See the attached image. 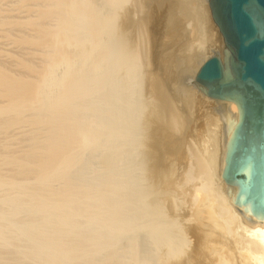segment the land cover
Instances as JSON below:
<instances>
[{
    "label": "bare ground",
    "instance_id": "1",
    "mask_svg": "<svg viewBox=\"0 0 264 264\" xmlns=\"http://www.w3.org/2000/svg\"><path fill=\"white\" fill-rule=\"evenodd\" d=\"M199 1L174 3L194 48L213 36ZM127 2L0 0V264H264V221L232 203L237 187L221 177L237 108L207 97L188 61L173 66L193 70L210 103L206 135L179 139L180 164L153 158L152 124L175 128L179 116L158 76L141 86L147 40L128 45L117 22ZM146 14L134 23L152 28V50L159 25ZM224 47L210 58L228 67Z\"/></svg>",
    "mask_w": 264,
    "mask_h": 264
},
{
    "label": "water",
    "instance_id": "2",
    "mask_svg": "<svg viewBox=\"0 0 264 264\" xmlns=\"http://www.w3.org/2000/svg\"><path fill=\"white\" fill-rule=\"evenodd\" d=\"M208 9L228 50L229 66L212 56L195 82L207 97L237 108L221 177L237 187L232 203L264 221V0H208Z\"/></svg>",
    "mask_w": 264,
    "mask_h": 264
},
{
    "label": "rangeland",
    "instance_id": "3",
    "mask_svg": "<svg viewBox=\"0 0 264 264\" xmlns=\"http://www.w3.org/2000/svg\"><path fill=\"white\" fill-rule=\"evenodd\" d=\"M131 1V2H130ZM137 1H139V2H137ZM199 1V0H198ZM152 2L154 3V7H153V5H152ZM161 2V3H160ZM172 2V3H171ZM200 2V1H199ZM128 3H130V4H128ZM174 3H176V0H129V2H127L125 5L126 6H124L123 7V11H120L119 13H121V15L119 16V18H118V24L120 25L119 27H120V29L122 30H124V33H125V36L127 37V40H129V41H127L128 43H130V44H128V45H130V47H132L133 49H135V47L136 48H138L137 47V44L139 45V42H142V41H140V40H142L143 38H145V40H147V44H146V47L144 48V49H147V50H141L140 48V52H138V57L140 56L141 58H139L140 60H142L143 58H144V56L146 55L147 57H145V59L148 61H145V62H147V63H145L144 62V64H142L141 65V67L139 68V71H140V73L141 74H143L144 76L146 75V74H149V72H150V74H153V75H155L157 78H160L159 80H161L160 81V83H161V85H163L164 87H165V91H166V94H167V97L170 99V101L172 102V104H174L175 105V107H174V110H176V114H178V116L180 117H178L177 119H178V121H177V125L175 126V128L173 127V126H168V128H169V130L167 129V126H166V123L165 124H163V126L164 127H166V128H162L163 126H162V122H158L157 121V124L158 123H161V124H156V122H155V124H154V126H156V129H155V127L153 126V124H152V128L153 129H151L150 128V131L152 132V131H154V133H155V136L153 137L152 136V138H153V140L155 141V139H156V141H158V142H154L153 140V143H156V144H158V146L160 147H158L157 148V150L159 151H157V150H153L155 147H157V145L155 146L154 144H152V142H151V140L150 141H148V144L149 143H151V144H149L150 146L151 145H154V146H152V150L154 151V152H152V155L154 154V159H155V161L157 162L158 160H160L159 158H160V156H161V159L162 160H165V158L167 159V158H171V159H174L178 164H180L181 163V159H180V161L178 160L179 158H180V153H178L179 151H178V149L177 148H175V147H179V146H181L182 144H181V141H182V143H184V146H185V142H184V140H189L190 138L192 139V140H195L196 142H197V144L199 145V144H201L200 142H203V141H201V139H204L203 137H205V135H206V132H207V128H208V125H209V120H207L209 117H211V115H213V113H212V109H211V106H210V103L208 102L207 103V100H205L204 99V97H203V95L200 93L199 94V91H198V89L196 88V86H194L195 84H194V72H193V70L191 71V70H183L182 72H181V70L179 71L178 69L180 68L178 65L180 64V66H182L181 68H183V67H185V64H186V62L188 61L189 62V68H191L192 66V68L193 69H199L198 67H199V65L201 64V63H203V61L205 60H207L208 58H210V56L212 55V52L213 51H220L221 50V48L222 47H224L225 45H223V39H221L222 37H218V34H219V32L216 30V28H214L215 27V24L212 22V20H211V17H210V13L208 12L209 11V9H208V0H201V6L203 7V5H204V7L203 8H205L206 10H207V13L209 14V17H210V31H211V34L213 35V36H211V41L210 40H208V42L210 43V44H212V45H210V44H207V41H205L203 44H204V46L202 45V46H200V47H202V49H199L200 47H198V48H194V44L193 43H196V41H195V39L193 38V36H190L189 34H187L186 32L187 31H190V25L187 27V25L185 24V23H183L182 22V20L181 19H178V18H180L179 16H178V13H177V11L175 10V4ZM135 4H136V6H135ZM138 4V5H137ZM141 4V5H140ZM155 4H156V9H154L155 8ZM172 4H173V6H172ZM140 5V6H139ZM149 5L151 6L152 5V7L153 8H151L150 7V9H152V10H149ZM158 5V6H157ZM165 5V6H164ZM169 6H171V7H169ZM140 7V8H139ZM148 7V8H147ZM167 7H169V8H167ZM138 8V9H137ZM146 8L148 9V11H149V13H154L153 14V21H154V19L157 17V19H156V22H157V24L159 25V29H157V34H156V38L154 39V41H156L155 43H154V45L152 46V48L153 49H155L156 48V50L158 51H156V50H153L152 48V50H149V48L151 47V45H150V42H148V40L150 41L151 39L149 38L148 39V37H151L150 36V32H151V30H152V28H151V26H152V22L151 21H147V22H145V23H147L149 26H148V28H149V30H150V28H151V30H150V32L148 31V29L146 30V27H147V25L145 26V25H143V27L145 28L144 29V32H142L141 30L143 29V27L141 28V29H137L136 30V28H135V15L140 19V18H142V17H145V14L146 13H148V11H146ZM153 9H154V11H153ZM159 9H160V11H159ZM164 9V10H163ZM173 10V11H171V10ZM156 10V11H155ZM161 10L163 11V12H161ZM151 11V12H150ZM168 11V12H167ZM142 12V13H141ZM156 12V13H155ZM158 12H160L162 15H164V16H162L160 13H158ZM167 12V13H166ZM171 12L174 14H172V16H171ZM136 13V14H135ZM138 13L140 14L139 16H138ZM177 13V14H176ZM15 14H18V13H15ZM170 15L171 16V18H170V16H168V15ZM147 15V14H146ZM156 15V16H155ZM160 16V17H159ZM168 16V17H167ZM176 18H175V17ZM161 17H163V18H161ZM164 17H167V18H164ZM159 18H161V19H159ZM132 19V20H131ZM164 19H167V21H165ZM175 19V20H174ZM177 19V20H176ZM158 20H161V22L164 20L165 22L162 24L160 21H158ZM171 20H173V21H171ZM179 20V21H178ZM129 21V22H128ZM160 22V23H159ZM155 23V22H154ZM151 24V25H150ZM160 24H162V25H160ZM166 26H165V25ZM167 24H169V25H167ZM175 24V25H174ZM180 24H182V25H180ZM157 25V26H158ZM165 27H164V26ZM171 25H173L174 27H172ZM177 25H178V27H177ZM184 25H186V26H184ZM160 26H162V28L160 27ZM167 26H169V27H167ZM182 26V27H181ZM209 26V25H208ZM186 27V28H185ZM164 28V29H163ZM172 28L174 29V30H172ZM176 28V29H175ZM181 28V29H180ZM182 28H184V30L182 29ZM160 29H163V30H161L160 31ZM188 29V30H187ZM122 30V31H123ZM128 30V31H127ZM137 32H136V31ZM170 30H171V32H170ZM180 30H181V32H180ZM215 30H216V32H215ZM126 31V32H125ZM141 31L142 32V34H141V32H140V35L141 36H139V32ZM146 31L148 32V33H146ZM172 31H173V33H172ZM136 32V33H135ZM176 32V33H175ZM212 32H214V33H212ZM218 32V33H217ZM185 33V34H184ZM215 33H217V34H215ZM127 34V35H126ZM131 34V36H129ZM136 34V35H135ZM159 34H161V35H159ZM178 34V35H177ZM144 35V36H143ZM149 35V36H148ZM182 35V36H181ZM184 35V36H183ZM143 36V37H142ZM172 36V37H171ZM178 36V37H177ZM219 36H221L220 34H219ZM126 37H125V39H126ZM128 37H129V39H128ZM137 37V38H136ZM140 37H142V39H140ZM158 37V38H157ZM176 37V38H175ZM182 37H184V38H182ZM186 37H188V38H186ZM190 38V39H189ZM132 39V40H131ZM183 39V40H182ZM185 39V40H184ZM137 40V43L135 44V41ZM180 40V41H179ZM188 40V41H187ZM189 40H191L192 42H190ZM185 41V42H184ZM133 42V43H132ZM160 42V43H159ZM180 42V43H179ZM192 44V45H189L190 43ZM149 43V44H148ZM132 44V45H131ZM134 44V45H133ZM183 44H185V45H188L187 47L185 46H183V47H181ZM197 44V43H196ZM207 45V46H206ZM208 45H210V46H208ZM134 46V47H133ZM156 46V47H155ZM159 46V47H158ZM192 47L190 50H188L189 49V47ZM197 46V45H196ZM129 46L127 47L128 48V50H129V48H130ZM206 47L208 48H212V49H206ZM184 48V49H183ZM225 49H226V47H224ZM194 51H193V50ZM128 50H125V51H128ZM137 50V51H138ZM199 50V51H198ZM211 50V51H210ZM145 51V52H144ZM146 51H147V54H146ZM151 51H153L152 53H150ZM155 51V52H154ZM196 51H197V54L198 55H196L195 53H196ZM143 52V53H142ZM202 52V53H201ZM145 53V54H144ZM154 53V55L152 56V54ZM192 53V54H191ZM195 54V56H196V58H195V56H194V54ZM199 53H201V55H199ZM121 54H124V52L123 53H121ZM121 54L119 55V56H121ZM148 54H150V55H148ZM155 54H156V56H155ZM188 55H190L191 57L189 58V56ZM118 56V57H119ZM117 57V58H118ZM185 57V58H184ZM188 57V58H187ZM192 57H193V59L194 60H191L192 59ZM197 57H198V59H197ZM200 57V58H199ZM120 58H122V56L120 57ZM156 58V59H155ZM182 58H184L185 60H183ZM138 59V60H139ZM154 59H155V61H154ZM169 60V61H168ZM151 61V62H150ZM181 61V62H180ZM182 61H183V64H182ZM195 61H197L196 63L197 64H195L194 65V62ZM135 63H137V61H134ZM143 62V61H142ZM155 64H154V63ZM175 62H177V63H179L178 65H177V68H176V65L175 66H173L174 65V63ZM190 62H192V63H190ZM135 63H132V64H135ZM172 63V64H171ZM147 64H149V65H147ZM154 64V65H153ZM182 64V65H181ZM188 64V63H187ZM157 65H158V67H157ZM168 65V66H167ZM191 65V66H190ZM151 66H153V67H151ZM155 66H156V69H155ZM173 66V67H172ZM197 66V67H196ZM143 67V68H142ZM145 67H147V68H145ZM179 67V68H178ZM144 69V70H143ZM146 70H147V73H146ZM156 70V71H155ZM178 70V71H177ZM145 72V73H142V72ZM184 71H187L188 73H186V72H184ZM156 72V73H155ZM180 72H181V75L183 74V72H184V75L183 76H181L180 75ZM195 73H196V70H195ZM157 74V75H156ZM121 75V74H120ZM144 76H143V79H142V81L143 82H145V83H143V82H141V86H144L145 87V85H146V83H147V77L145 76V78H144ZM146 79V80H145ZM165 85H164V84ZM194 84V85H193ZM162 86V87H163ZM192 86H193V89H192ZM143 87V88H144ZM196 88V89H195ZM164 89V88H163ZM195 90V91H194ZM196 92H198V93H196ZM147 93V92H146ZM173 105V106H174ZM207 106V107H206ZM209 106V107H208ZM178 111V112H177ZM211 112V113H210ZM210 116H209V115ZM209 116V117H208ZM183 120V122H181L182 120ZM207 120V121H206ZM179 122V123H178ZM181 123V124H180ZM208 123V124H207ZM207 125V126H206ZM170 127H172L173 129H171ZM177 127V128H176ZM179 127V128H178ZM207 127V128H206ZM166 129H167V131H166ZM159 130V131H158ZM162 130H164V132L162 131ZM174 130V131H173ZM168 131L170 132L169 134H168ZM173 131V132H172ZM157 132V133H156ZM162 132V133H161ZM185 132V133H184ZM165 133V134H164ZM189 133V134H188ZM190 133H192V134H190ZM172 135V137H173V139L174 140H172V137H171V135ZM181 134V136H179ZM185 134V135H184ZM205 134V135H204ZM164 135H165V138H164ZM188 135V136H187ZM190 135V136H189ZM201 135V136H200ZM162 136V137H161ZM166 136H168V139H167V137ZM174 136H175V138H174ZM178 136V137H177ZM183 136H185L184 138H183ZM200 136V137H199ZM157 137H159V138H157ZM177 137V138H176ZM189 137V138H188ZM152 138H150V139H152ZM155 138V139H154ZM163 138V139H162ZM181 138V141H179V139ZM188 138V139H187ZM164 140V141H162V140ZM184 139V140H183ZM200 139V140H199ZM171 140H172V143H171ZM178 140V141H177ZM191 140V141H192ZM168 141H169V145L167 144L168 143ZM175 141V142H174ZM186 141V142H187ZM199 141V142H198ZM163 142V143H162ZM165 142V143H164ZM194 142V141H193ZM159 143H161V144H159ZM175 143V144H174ZM181 144V145H179V144ZM163 144V145H162ZM195 145H196V143H194ZM165 145V146H164ZM173 145V146H172ZM176 145H178V146H176ZM202 145V144H201ZM171 146H172V148H173V150H171L172 148H171ZM170 147V148H169ZM175 148V149H174ZM156 149V148H155ZM162 149V150H161ZM163 149L166 151H163ZM177 149V150H176ZM169 150V151H168ZM161 151L163 152V154L161 153ZM172 151V152H171ZM157 152V153H156ZM174 152V153H173ZM167 153V154H166ZM173 153V154H172ZM176 153V154H175ZM157 154V155H156ZM161 154V155H160ZM168 156V155H170V156H166V155ZM171 154L172 155H174L175 157L173 158V156H171ZM155 155H156V157H155ZM179 155V156H178ZM159 156V157H158ZM163 156V157H162ZM165 156V157H164ZM158 157V160L156 159ZM176 157H179V158H177L176 159ZM165 161H168V159L167 160H165ZM164 165H165V163H164ZM193 244H194V242H193ZM193 244H191L192 246H193V248L192 249H194V246H195V244L193 245ZM190 245V247H189V249H190V252L189 253H191V254H193L194 253V251H191L192 249H191V246ZM147 247V250L145 249ZM144 250H145V252H149L148 250H149V248H148V246H145L144 248L142 247L141 248V250H140V256L143 258V256L145 257V260L146 261H148V258H147V256H149V254H150V252L149 253H145L144 252ZM141 252H143V253H141ZM145 253V254H144ZM197 253V252H196ZM141 254H143V256L141 255ZM147 254V255H146ZM200 254V253H199ZM198 254V255H199ZM146 255V256H145ZM196 255V254H195ZM196 257H197V255H196ZM198 258V264H201V263H199V262H202L201 261V257H200V259H199V257H197ZM197 260V259H196ZM195 264H197V263H195ZM202 264H203V262H202Z\"/></svg>",
    "mask_w": 264,
    "mask_h": 264
}]
</instances>
